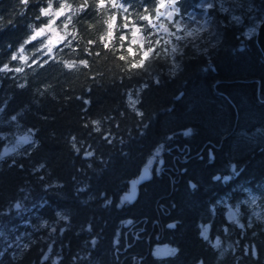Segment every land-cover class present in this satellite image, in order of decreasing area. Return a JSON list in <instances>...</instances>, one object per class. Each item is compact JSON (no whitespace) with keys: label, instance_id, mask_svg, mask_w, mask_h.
Segmentation results:
<instances>
[{"label":"trees","instance_id":"1","mask_svg":"<svg viewBox=\"0 0 264 264\" xmlns=\"http://www.w3.org/2000/svg\"><path fill=\"white\" fill-rule=\"evenodd\" d=\"M158 1L0 0V264H264V209L245 200L264 197V54L247 33L264 0H213L206 30L132 67Z\"/></svg>","mask_w":264,"mask_h":264},{"label":"rangeland","instance_id":"2","mask_svg":"<svg viewBox=\"0 0 264 264\" xmlns=\"http://www.w3.org/2000/svg\"><path fill=\"white\" fill-rule=\"evenodd\" d=\"M218 6L223 11L227 10V4L224 3L223 0H217ZM213 0H200L198 3L199 9L189 11L185 16H176L173 17L175 12V4L172 7H168L171 0H159L156 7V11L151 15V20L154 21V25H156L155 29L159 33L157 35L159 44H161L164 49L166 47L175 48L176 42L173 36L180 35H190L195 37L196 33H199L203 30H206L209 26V19L211 18V14L208 13L207 7L212 5ZM161 3L165 5V7H160ZM236 14H232V18H236ZM257 26H250L247 28V33L251 34L253 32L256 33ZM52 36L55 38L50 39L52 42L56 41V38L61 37L60 34H57L52 30ZM135 33V35H133ZM142 34L138 30L136 25H133L130 29L129 41L130 43L141 41ZM168 45V46H166ZM143 53V51H142ZM129 101L134 105L135 97L130 94ZM162 146L158 147L153 154L149 157L147 161V165L150 168L156 167L158 168V159L161 158ZM246 202L253 210L260 214L264 209V197L262 201L259 200V195L248 192L246 195ZM263 202V203H262ZM229 217L233 218L234 215V206L228 205ZM203 233L205 234L206 226L202 227ZM216 246H218V240L213 241ZM175 251V248L168 243H155L152 246V253L156 256H164L167 254H171ZM194 264H201V262H196Z\"/></svg>","mask_w":264,"mask_h":264},{"label":"water","instance_id":"3","mask_svg":"<svg viewBox=\"0 0 264 264\" xmlns=\"http://www.w3.org/2000/svg\"><path fill=\"white\" fill-rule=\"evenodd\" d=\"M256 40L264 54V15L261 21L258 24L257 31H256ZM161 161V160H159ZM151 175V169L148 165H145L141 168L139 173L135 178L130 179L128 190L124 194V198L129 202L133 201L138 193V185L146 181ZM219 173L214 176L218 177ZM193 185V182H191ZM172 225V223H170Z\"/></svg>","mask_w":264,"mask_h":264},{"label":"snow or ice","instance_id":"4","mask_svg":"<svg viewBox=\"0 0 264 264\" xmlns=\"http://www.w3.org/2000/svg\"><path fill=\"white\" fill-rule=\"evenodd\" d=\"M26 2H27V0H25V3ZM174 3H175V0H171V3H169L168 7H172ZM100 6L101 7L104 6L103 2H101ZM50 7L51 6L49 5V8ZM160 7L163 8V7H165V5L163 3H161ZM44 11H45V13H47L48 9H45ZM62 12H63V9H61V13ZM144 18L145 19H149V22L151 23V18L150 17H144ZM153 27H156V25H153ZM43 34H44V31L42 29V30H40L38 35H43ZM109 35H111V32H109ZM133 35H135V33H133ZM33 39H35V37H33ZM123 39H124V37H121V40H123ZM146 42H147V45H148L147 48H144V46L141 45V48L143 50V55H142L141 59L137 63L133 64L132 67H143L144 66V61L149 57V54L153 53L155 51L154 45L159 43V41H152L150 39L147 40ZM51 43H52L51 40H49L48 45H45V47L47 48L48 53H51V51H52V47L50 46ZM90 43H91V41H90ZM104 46L108 47V44L105 43ZM128 52H129V54H132L133 53V49L131 47H129L128 48ZM124 58L125 57L121 56V59H124ZM89 155H91V153H89ZM16 207L19 208L20 205L17 204Z\"/></svg>","mask_w":264,"mask_h":264},{"label":"bare ground","instance_id":"5","mask_svg":"<svg viewBox=\"0 0 264 264\" xmlns=\"http://www.w3.org/2000/svg\"><path fill=\"white\" fill-rule=\"evenodd\" d=\"M229 200V199H228Z\"/></svg>","mask_w":264,"mask_h":264}]
</instances>
